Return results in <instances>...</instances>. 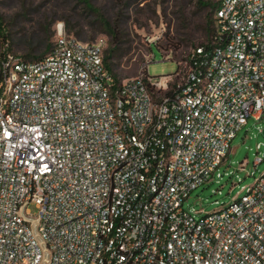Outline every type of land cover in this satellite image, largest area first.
<instances>
[{"label": "built area", "instance_id": "obj_1", "mask_svg": "<svg viewBox=\"0 0 264 264\" xmlns=\"http://www.w3.org/2000/svg\"><path fill=\"white\" fill-rule=\"evenodd\" d=\"M215 2L173 73L150 75L151 48L121 79L106 37L64 23L45 56L0 60V264H264V172L221 209L184 208L264 115V0Z\"/></svg>", "mask_w": 264, "mask_h": 264}, {"label": "rangeland", "instance_id": "obj_2", "mask_svg": "<svg viewBox=\"0 0 264 264\" xmlns=\"http://www.w3.org/2000/svg\"><path fill=\"white\" fill-rule=\"evenodd\" d=\"M201 0H0V60L10 52L26 59L42 57L51 35L53 43L58 23H64L69 34L84 42L110 36L102 27L101 17L119 24L125 33L123 47L127 53L120 59L116 74L122 78L137 76L152 47V76L173 73L177 61L188 55L197 44L208 40L215 28V9L201 5ZM215 2V0H209ZM70 21L72 30L67 23ZM79 33V35H78ZM7 35V40L4 39ZM152 42V43H151ZM106 47V48H107ZM50 48L46 51L48 52ZM169 55L171 59H166ZM262 158L258 164L256 158ZM264 172V115L250 117L231 144L226 161L213 180L192 191L184 208L197 218L223 208ZM33 214L38 209L29 206Z\"/></svg>", "mask_w": 264, "mask_h": 264}, {"label": "trees", "instance_id": "obj_3", "mask_svg": "<svg viewBox=\"0 0 264 264\" xmlns=\"http://www.w3.org/2000/svg\"><path fill=\"white\" fill-rule=\"evenodd\" d=\"M200 4L203 6L204 5H212V6H214V9H216V2H209V0H201ZM101 21H102V27L105 26L106 28H108L106 33L110 36L109 46L105 49V61H106L107 67L111 71L115 72L116 67H118V65H119L120 59L127 53V50L123 47V44H124L123 37L125 36V33L120 28V26L116 22V20L114 22H112L109 19L104 18L102 16ZM67 27H69V30H72L71 26H70V21H68ZM212 34H213V32L209 35L208 39H211ZM78 35H79V33H78ZM6 36L7 35H4L5 40L8 39V37H6ZM50 38H51V35H48V37H46L44 40H42V42H44L46 44L45 52L43 55H41L42 57L45 56L46 54H48V52L50 50L48 52H46V51L49 48L51 49V47H52L53 43L50 42ZM201 44H203V43H201ZM201 44H197V45H201ZM196 46H194V47H196ZM151 48L152 47L150 46V49ZM8 53H10V52L4 53V56H6V54H8Z\"/></svg>", "mask_w": 264, "mask_h": 264}]
</instances>
